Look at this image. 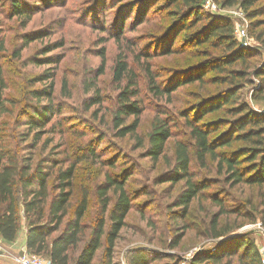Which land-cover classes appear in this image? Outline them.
<instances>
[{
	"label": "rangeland",
	"instance_id": "1",
	"mask_svg": "<svg viewBox=\"0 0 264 264\" xmlns=\"http://www.w3.org/2000/svg\"><path fill=\"white\" fill-rule=\"evenodd\" d=\"M223 1L217 0L221 8L212 15L233 26L245 16L251 44L244 47L243 60L221 70L215 66H221L230 51L196 37L195 32L209 26L207 19L191 22L185 13L187 6L180 2L0 0V67L7 99L0 126L8 155L20 164H30L32 170L37 164L45 171L50 166L49 184L59 168L73 165L74 192L69 211L82 193L88 195L89 208L82 219L84 233L77 247L69 251L71 262L96 228L100 212L97 186L105 176L116 175L120 180L127 178L125 188L133 200L115 241L111 264H190L197 255L225 252L233 254L235 261L241 252L235 243L244 238L254 242L260 264H264V185L234 184L216 160L206 155L200 161L185 119L189 114L190 118H201V125H219L211 137L229 131L234 116L228 109L233 103L206 115L203 111L230 87L224 80L232 70L247 72L238 80L240 99L252 111H264L263 102L252 98L258 79L251 74L264 60V43L256 38L263 25L254 23L264 14L248 15L264 0L248 10L239 4L225 6ZM16 4L23 9L20 13H16ZM181 17L188 26L186 30L185 25L177 24ZM165 45L179 48L164 54ZM119 61H125L136 77L137 98L144 107L136 132L144 141L143 147H138L130 135L117 136L113 127L118 95L126 84L125 77L120 81L115 77ZM189 76L198 78L182 85L176 82ZM150 79L154 85L170 84L176 89L158 95L148 87ZM33 91L39 96L35 97ZM37 112L43 116V123L29 127L26 120L31 121ZM157 119L166 120L171 136L165 142L163 156L154 162L146 156L145 147ZM177 142L189 149L191 180L201 186L207 184L205 189L200 188L184 216L175 202L185 188V180L168 178L172 176L169 173ZM240 144L234 142L216 151L232 152ZM91 148L95 155L90 154ZM108 195L111 205L112 192ZM20 224L11 245L13 254L24 248L27 224L23 217ZM107 229L105 220L100 246L90 264H109L104 257Z\"/></svg>",
	"mask_w": 264,
	"mask_h": 264
},
{
	"label": "trees",
	"instance_id": "2",
	"mask_svg": "<svg viewBox=\"0 0 264 264\" xmlns=\"http://www.w3.org/2000/svg\"><path fill=\"white\" fill-rule=\"evenodd\" d=\"M180 2L187 6L185 13L192 22L207 19L208 27L200 32H195V36H202L204 41L212 45H222L231 54L225 56L221 66H215L221 70L237 60H243L246 50L244 46L237 44L233 34V25L224 18H219L203 10L204 0H171ZM217 2V0H215ZM263 0H224L225 6L239 4L248 10L255 3ZM16 13H20L21 7L16 4ZM20 10V11H19ZM264 14V4L251 10L248 15L258 17ZM189 21V22H190ZM183 18L177 20V24L185 25ZM255 24L263 25L262 30L257 35V40L264 43V18L257 19ZM174 28V27H173ZM188 26H183L187 29ZM174 32V31H173ZM177 46L165 45L162 53L170 54L178 51ZM253 77L258 79L255 85L252 98L262 101L264 104V60L251 72ZM247 75L245 70L230 71L228 81L230 87L226 89L220 98L209 102V108L203 111L206 113L215 111L221 105L233 103L228 109L234 116L230 123L229 131L211 137L213 132L218 130L219 125L211 128L213 124L201 125V118H190L185 114V119L190 127V136L194 143L195 153L200 161L208 155L216 160L220 170H224L227 178L234 184L246 183L248 185H264V111L256 113L243 100L240 99L239 90L241 86L238 80H242ZM115 77L117 80L125 77L126 84L119 92L117 107L112 116L113 127L117 130V136L124 137L130 135L137 143L138 147L144 146L143 139L137 134L139 116L144 107L137 98L139 91L136 77L131 73L125 61H119ZM198 78L189 76L185 80L177 79L179 85L188 83ZM201 79V78H200ZM149 88L158 95L169 94L176 89L174 86L153 84L149 82ZM6 82L0 67V118L7 111V99L4 97ZM42 91H47L43 89ZM33 94L39 96L37 91ZM48 108V107H45ZM46 115L47 111L42 112ZM41 116V117H40ZM129 117H133L127 122ZM43 116L37 112L33 114L32 120H26L29 127L39 126L43 123ZM233 132V133H232ZM171 132L165 119H157L152 130L148 133V143L145 147L146 156L156 162L163 156L164 145ZM234 142H241L234 151H216L224 147H231ZM90 154L95 155V150L90 149ZM175 161L171 168L170 181L185 180V188L180 192L175 202L180 214L185 215L189 209L190 202L198 195L207 184L200 185L191 180L189 173V149L181 142L176 143ZM114 165V164H112ZM44 166L37 164L33 170L30 164H20L16 159L8 155L4 144V135L0 126V237L5 242H13L20 230V219L26 221V242L27 250L33 254L44 257L50 264H90L95 251L100 246L101 237L104 234L105 220H108V229L105 235L104 257L112 263L115 241L118 238L120 229L125 225V216L132 207V194L125 188L126 177L120 180L113 175L105 176L104 182L97 186L96 194L100 202V212L96 223V228L89 242L83 247L80 254L71 262L70 250L77 247L80 242L85 225L82 219L86 216L89 208L87 193H82L76 201L71 211L70 199L74 192L75 168L73 165L65 169L59 168L51 184L48 180L52 175V170H44ZM167 174L166 176H168ZM51 185V190L49 189ZM50 191L53 194H50ZM113 195V203L108 192ZM262 225L264 227V207L261 212ZM61 226L62 230L55 236ZM221 235V234H219ZM246 239V238H244ZM238 240L235 245L241 248V252L233 261L234 255L223 254H203L193 258L190 264H260L261 257L253 241ZM133 264V263H131Z\"/></svg>",
	"mask_w": 264,
	"mask_h": 264
},
{
	"label": "built area",
	"instance_id": "3",
	"mask_svg": "<svg viewBox=\"0 0 264 264\" xmlns=\"http://www.w3.org/2000/svg\"><path fill=\"white\" fill-rule=\"evenodd\" d=\"M202 8L205 12L214 14L220 10L221 5L215 0H204ZM233 34L240 45L246 47L248 44H251L245 16H242L241 21L234 24ZM0 256L7 258L11 264H50L47 259L29 252L26 247L22 248L21 252L18 254L2 251ZM262 261L264 262V259H262Z\"/></svg>",
	"mask_w": 264,
	"mask_h": 264
},
{
	"label": "crops",
	"instance_id": "4",
	"mask_svg": "<svg viewBox=\"0 0 264 264\" xmlns=\"http://www.w3.org/2000/svg\"><path fill=\"white\" fill-rule=\"evenodd\" d=\"M23 242H24V245L23 247H26L25 246V242H26V229H25V232H24V235H23ZM15 244V242L13 243H10V242H5L1 237H0V254L2 251H7L9 253H11L13 250L11 249V245ZM11 251V252H10ZM0 264H11L7 258L5 257H2L0 256Z\"/></svg>",
	"mask_w": 264,
	"mask_h": 264
}]
</instances>
